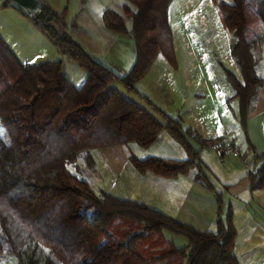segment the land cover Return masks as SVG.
<instances>
[{"label": "trees", "instance_id": "1", "mask_svg": "<svg viewBox=\"0 0 264 264\" xmlns=\"http://www.w3.org/2000/svg\"><path fill=\"white\" fill-rule=\"evenodd\" d=\"M129 1L136 8L132 12L124 7L132 19L130 31L120 14L106 10L103 15L107 29L135 43L136 61L124 76L93 60L70 34L60 32L64 15L49 6L44 10L49 20L40 28L61 55L86 72L81 87L65 78L62 61L23 64L0 37V125L8 139L0 138V264H240L232 207L221 220L223 199L189 142L193 138L206 147L212 139L183 130L180 120L163 113L136 89L159 54L176 64L168 18L171 0ZM9 4L7 0L4 7ZM219 10L233 36L231 56L241 71V80L228 70L226 78L239 101L238 116L247 134L251 103L264 84L255 52L264 38V0L220 2ZM128 95L140 97L147 107ZM164 131L189 159L131 157V163L141 174L171 179L199 170L196 182L211 190L219 205L216 232L199 231L144 204L97 194L69 169L83 152L129 144L146 149ZM261 160L262 165H254L249 173L252 192L264 190V155ZM86 163L94 168L90 153ZM166 232L188 244L177 247Z\"/></svg>", "mask_w": 264, "mask_h": 264}, {"label": "rangeland", "instance_id": "2", "mask_svg": "<svg viewBox=\"0 0 264 264\" xmlns=\"http://www.w3.org/2000/svg\"><path fill=\"white\" fill-rule=\"evenodd\" d=\"M5 1L7 0H0V7L4 8ZM43 1L44 3L46 1L49 6L55 9L57 13L53 10L54 13L60 16L64 15L63 21L68 20L67 22H69L72 18L71 16L82 12L81 7L85 0H72L70 7L68 6L69 0ZM104 1L108 2L107 0ZM220 2L231 4L232 0H171L168 7V18L173 34L176 64L175 66L171 65L162 54H159L156 59L159 57L158 61L163 60L165 61V65L172 67L173 71H175L173 72L174 77L172 80L170 78L171 83L168 85L164 79L163 68L159 64H155V68H153L151 72L149 71V74L143 79H146L152 72L154 76H151L149 82L143 87H139L138 83L142 80L141 79L136 84V89L145 92L152 100L149 101L154 102L156 106H161L163 110L169 111V113L174 116L172 118L180 120L183 130L190 129L187 128L188 126L186 127L187 124L185 125L181 119L183 118L182 116H187L188 121H186L188 124L198 126V130L209 132L210 135L205 134L207 136H212L214 134L222 135L220 133H227L230 134V136L234 134L236 144L239 147H236L232 142L233 147L238 154L240 151L244 154L248 141L247 138L245 139L244 131L238 116L239 101L235 98V92L228 87L229 84L227 83L225 72V70L232 69L234 65L236 68V64L233 62L230 54V41L232 36L223 25L219 10ZM99 3L101 2L91 0L90 6L92 5L95 7ZM48 5L45 4V6ZM3 8H0V34L5 38L6 43L17 55L19 60L21 59L23 63L39 64L43 61L42 58H58V53L60 52H58L57 48L53 45L48 46V48L43 46L41 42L42 39L36 34V31L41 29V25H37L29 20V22H22L20 18H15L13 13ZM130 24L131 21L127 20V26H130ZM75 25V23H72L69 24L68 27H74ZM40 31H42V29ZM67 32L69 33V31ZM261 46V44H258L255 50L257 57L261 55ZM65 70H67V67ZM145 82L146 80H144L143 83ZM168 87H171L173 101L169 99V95L167 96ZM117 88H119L121 92L124 90L120 85H117ZM185 91L189 93L188 98H186ZM138 99L142 102V99L139 97ZM185 104H187V106H185ZM145 105L147 107V104ZM154 114L161 122H165L164 118L158 113L154 112ZM230 136H226L229 138V141L232 140ZM0 138L4 141H8L5 130L1 125ZM214 141L217 142L216 140H212L211 143ZM189 142L193 148L199 152L200 159V155H204L203 162L207 163L209 166L205 167V171L206 173L208 171L207 176H209V180L214 186L215 193L221 195L223 200H226L225 212H220L222 220L224 221L227 219L229 215L228 202L230 200L233 202V207L235 206L238 208L236 210V219L238 220L239 230H237L235 226L234 215L232 216L233 224L237 231V237H239L238 249L236 251L235 248V253L240 264H264V233L259 232V234L255 235V230L250 227L246 221L248 217H251L253 221L263 224L262 226L264 227V193H260L257 196L252 195L254 197V201H252V198H248V190L246 192L242 191L241 194L236 195L234 191H230L231 187L229 183L227 185L228 187H226L227 182H232L236 178V176L232 174L238 173V171H240V173H252L255 169V157L248 155L249 158L247 160L250 166V170L248 171L245 162L246 159L238 158V156H227V159H222L218 153L212 149L210 144L206 147L201 146V144L193 138H190ZM167 146V144L165 145V141L158 142L148 153L164 155L169 151ZM132 147L137 146L134 144ZM178 147L182 149L179 145ZM89 153L91 154L92 151L81 153L77 163L69 166V169L76 176L89 182L95 193L100 194L101 190H103L102 192L108 193L114 192L113 190L118 188L117 183L111 182L109 178L104 181V169L99 162L98 165H94L92 169L88 167L86 157ZM184 154L186 159L187 153L184 152ZM197 172H199V170L196 168L192 170V174H197ZM99 180L104 181L102 186ZM121 184L122 181L119 182V188L123 187ZM114 195L119 197L117 194ZM213 197H215V194ZM246 207L249 208L246 209ZM251 219H249L250 222ZM216 231L217 229L213 232ZM166 236L168 240L173 239L177 247L186 246L188 244L187 240L183 237H177L168 232H166ZM166 243H168L167 240L165 244ZM165 244L164 247L167 246V248H169V246Z\"/></svg>", "mask_w": 264, "mask_h": 264}, {"label": "crops", "instance_id": "3", "mask_svg": "<svg viewBox=\"0 0 264 264\" xmlns=\"http://www.w3.org/2000/svg\"><path fill=\"white\" fill-rule=\"evenodd\" d=\"M71 1L72 0H69V4H68L69 7ZM90 1L91 0H85L83 2V6L81 7L82 12L80 14L71 16L72 18L69 20V22H67L68 20L63 21V27L60 29V32L69 31V33L68 32L67 33L70 34L72 38L76 40L91 57H93V59H95L98 63L102 64L106 68L111 69L117 75L124 76L130 72V70L133 68L135 64L136 61L135 43L133 39L129 37L117 34L116 32L107 29L103 21V14L106 10H112L120 14L125 21L127 29L130 31L132 28V19L129 15H127L124 12V7L127 6L132 12H136V8L134 5L130 3L129 0H107L108 2L104 0H96V1H100L101 3L97 4L95 7H93L92 5L90 6ZM45 4L48 5L46 1ZM49 7L55 11L53 7L51 6ZM3 9L13 13L15 18H20L22 22H29V21L34 22L21 9H19L17 6L13 5L12 3L9 4V6L4 7ZM127 20L131 21L130 26H127ZM72 23H75L76 25L74 27L69 28L68 25ZM40 30L38 29L36 31V34H38V36L42 39L41 41L42 45L47 48L48 46L51 45L55 46L50 41V39L45 35V33ZM0 37L6 42L5 38L1 34ZM232 42H233V36L231 37V41H230V54H231ZM259 44L262 45L261 46L262 51H260L261 55L258 57L259 64L257 68V73L261 78L264 79V38L259 42ZM63 57L64 56L61 55V53H58V58H50V59L42 58L43 61H41L39 64L47 61L49 62L62 61L64 64L63 74L65 78L69 82H71L75 87H81L86 80L87 77L86 72L83 69H81L79 66H77L75 63L70 62L66 57L65 58ZM158 58L153 63L150 72L153 70V68H155L154 67L155 64H159L163 68L164 79L166 83L169 85L171 83L172 78L174 77L173 72L175 71H173L172 67H168V65H165L164 63L165 61L163 60L158 61ZM232 60L236 64V68L234 65L232 69L230 70L228 69V70L231 73H233L235 76L237 75L236 77L241 80L240 68L233 57ZM21 62L23 63L22 60ZM23 64L39 65V64H31V63H23ZM66 67L67 70H65ZM151 76H154L153 72L146 79H142L138 83L139 87H143L145 84H147L151 79ZM144 80H146L145 83H143ZM228 87L234 92L230 84ZM167 89L169 91V92L167 91V96L169 95L170 96L169 99L173 101V96L171 95V87H168ZM138 92L147 100H151L145 92H141L140 90H138ZM122 93L126 94L125 90H123ZM185 94H186V98H188L189 95L188 91H185ZM128 97L134 100L140 106L146 107L145 105L146 102L143 99H142L143 102L142 103L135 95H128ZM151 103L154 106H156L154 102ZM185 106H187V104H185ZM156 107L166 115L170 117H174L172 114L169 113V111L163 110L161 106H156ZM182 117L183 118L181 119L183 120V123L185 125L187 124L186 127L188 126L187 128H190L191 130L195 131L203 140H207V139L214 140L217 138L226 137L227 135L230 136V134L227 133L226 134L220 133L222 135L211 134L212 136H207L205 134L210 135L209 132L205 130H198L197 129L198 126L188 124L187 116H182ZM231 135H232L230 136L232 139L231 141L236 147H239L236 144V138L234 137V134ZM244 136L245 139L247 138L248 141V144H246V149H245L246 152L242 154V151H240L238 158L247 160L249 158L248 155H250L251 157H255L254 165L256 166V168H259L263 162L261 160V157L264 155V84L263 87L260 89L257 97L251 103L250 113L247 119V134H245L244 132ZM164 141H165V145L166 144L168 145L167 147L169 150L168 152H166V154L155 155L148 153L151 148H153L156 144H158V142H164ZM177 144L182 149H180ZM133 145L134 144H129L124 146H113V147H105V148L92 150L91 156L94 160V164L98 165L99 162L101 167L104 169V173H105L104 174L105 178H103L104 181L105 179L109 178L111 182L117 183L118 188L120 186L119 182L122 181L121 184L123 185L122 188L119 189L117 188L116 190H113L114 192H109V193L105 192V193H108L114 197H116L114 194H117L119 195V197L116 198L123 200H131L140 204H144L152 209H155L157 211L166 214L167 216L175 219L180 223L188 224L199 231L213 232L214 230H216L217 229L216 217L218 214L217 201L215 197H213L214 194L211 190L205 188L200 183L196 182L194 173L192 174L191 172L187 176H179L175 179L164 178L152 173L141 174L136 170L134 165L131 163V157H135L137 160L140 161H145L151 158H158V159H165L172 161H185L189 159L188 154H186L187 158L185 159L184 152L187 153L186 150L167 131H164L160 135L159 139L155 142V144H153L151 147L147 149L142 148L138 145H136L137 147H132ZM200 157L202 159L200 160L203 163V165L205 167H209L207 163L203 162L204 155H200ZM232 175L236 176V178L232 182H227L226 187H228L227 185L229 183V186L231 187L230 191H234L236 195L241 194L242 191L246 192L248 190V198L250 197L252 198V201H254L253 196H257L260 193L261 194L264 193V190H259L255 192L251 191V181L248 172L240 173V171H238V173ZM99 181L102 186L104 181L103 180H99ZM90 187L92 189L91 185ZM102 191L103 190H101V192ZM223 201H224V205L222 208V212H225L226 200L224 199ZM228 204L229 207L231 206L232 209L234 208L233 209L234 222L237 230H239L238 220L236 219V210L238 208H236L235 206L233 207L232 200H230ZM249 207H246V209ZM220 218L222 220L221 215ZM249 219H251V217H248L246 221L248 225L255 230V235L259 234V232L264 233L263 231L264 227L262 226L263 224L258 223L257 221L255 222L252 219H251L252 222L251 223ZM238 240L239 237H237V241L235 244L236 251L238 249ZM169 241H173V239H170Z\"/></svg>", "mask_w": 264, "mask_h": 264}, {"label": "water", "instance_id": "4", "mask_svg": "<svg viewBox=\"0 0 264 264\" xmlns=\"http://www.w3.org/2000/svg\"><path fill=\"white\" fill-rule=\"evenodd\" d=\"M21 9L37 25H44L49 18L45 15V3L43 0H9Z\"/></svg>", "mask_w": 264, "mask_h": 264}, {"label": "built area", "instance_id": "5", "mask_svg": "<svg viewBox=\"0 0 264 264\" xmlns=\"http://www.w3.org/2000/svg\"><path fill=\"white\" fill-rule=\"evenodd\" d=\"M216 141L217 142H210L208 145L210 144L212 149H214L222 159L226 158L227 156H239L238 152L233 147L232 141H229L228 137H223ZM245 162L247 170L249 171L250 166L248 165V160H245Z\"/></svg>", "mask_w": 264, "mask_h": 264}]
</instances>
